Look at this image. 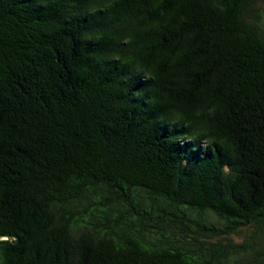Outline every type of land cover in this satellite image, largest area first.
I'll use <instances>...</instances> for the list:
<instances>
[{"label":"trees","instance_id":"16d2710c","mask_svg":"<svg viewBox=\"0 0 264 264\" xmlns=\"http://www.w3.org/2000/svg\"><path fill=\"white\" fill-rule=\"evenodd\" d=\"M0 264H264V0H0Z\"/></svg>","mask_w":264,"mask_h":264},{"label":"rangeland","instance_id":"374dc122","mask_svg":"<svg viewBox=\"0 0 264 264\" xmlns=\"http://www.w3.org/2000/svg\"><path fill=\"white\" fill-rule=\"evenodd\" d=\"M235 239H236L237 241H240V240H241L240 238H237V237H235Z\"/></svg>","mask_w":264,"mask_h":264}]
</instances>
